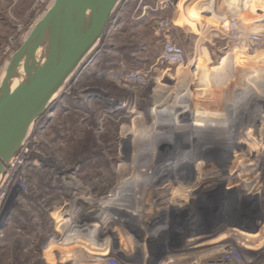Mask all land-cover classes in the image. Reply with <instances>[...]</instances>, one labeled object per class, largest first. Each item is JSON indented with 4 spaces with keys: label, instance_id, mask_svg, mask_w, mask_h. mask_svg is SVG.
Here are the masks:
<instances>
[{
    "label": "rangeland",
    "instance_id": "1",
    "mask_svg": "<svg viewBox=\"0 0 264 264\" xmlns=\"http://www.w3.org/2000/svg\"><path fill=\"white\" fill-rule=\"evenodd\" d=\"M53 2L0 0V84L9 59ZM203 8L209 11L204 13ZM113 13L110 28L99 45L85 58L69 85L57 94L53 103L63 100V107L51 114L53 103L50 104L42 120L32 125L25 160L32 166L23 173L17 172L10 197L2 204L5 211L0 225V264H100L108 257L138 264H143V259L145 264L168 260L170 264H208L215 255L213 249L218 250L224 242L219 236L223 232H229L231 243L226 244L243 249L244 257L256 258L258 254L257 259L264 261L260 249L264 240L257 237L253 241L256 236L234 230L236 224L251 231L256 227V213L264 212V202H256L262 192L264 195L259 189L258 195L249 194L247 201L253 202H249L251 206L245 200L235 210L240 216L253 215L250 220L229 219L226 205L217 203V217L212 220L215 226L208 219L211 200H202L203 197L198 205L199 218L191 215L196 210L192 204L182 209V222L174 213L170 223V209L174 212L177 207L163 209L161 220L165 218L164 225L169 226V222L175 227L174 233L143 235L151 241L150 248L135 240L145 230L144 225L139 231L128 223L136 212L145 217L151 185L146 192L136 181L152 173L150 168L141 169L146 159H136L134 151L140 141L133 143L131 133L135 125H155L153 112L173 105L191 108L189 113L202 116L197 125L204 132L205 142L213 123L223 125L230 115L246 117L250 122L240 133L244 140L240 147L248 152L235 151L231 158H243L263 168L264 0H121ZM191 15H197V19L191 20ZM169 44L187 54L182 66L160 62V55ZM200 51L207 54L206 61L211 59L209 64L195 61ZM87 62L92 64L82 69ZM183 91L188 93V100H179L177 95L180 97ZM196 100L199 103L194 104ZM251 110L257 120L249 116ZM235 131H229V135ZM180 132L175 135L177 141H183L187 148L195 145V138ZM158 144L161 143L155 140L149 142L150 146ZM185 152L184 159L189 163L196 161L191 151ZM165 155L173 156L170 152ZM242 164L246 169L251 165ZM256 170L247 169L250 174H243L240 180L232 177L230 171L229 184L234 185L232 181L237 180V190L242 188L243 194L249 193V187H256V177L260 176ZM182 171L194 172L189 167ZM169 181L165 180L177 188V180ZM185 199L190 203L194 200ZM102 219L107 220L105 229L101 228ZM115 221L125 224H114ZM98 227L99 232L92 236ZM194 231L200 232L199 240L192 236ZM193 241L204 245L193 251ZM212 244L217 246L209 247ZM148 252L151 255L145 259L143 253Z\"/></svg>",
    "mask_w": 264,
    "mask_h": 264
},
{
    "label": "water",
    "instance_id": "2",
    "mask_svg": "<svg viewBox=\"0 0 264 264\" xmlns=\"http://www.w3.org/2000/svg\"><path fill=\"white\" fill-rule=\"evenodd\" d=\"M119 0H55L13 53L0 84V175L30 126L104 35Z\"/></svg>",
    "mask_w": 264,
    "mask_h": 264
},
{
    "label": "flooded vegetation",
    "instance_id": "3",
    "mask_svg": "<svg viewBox=\"0 0 264 264\" xmlns=\"http://www.w3.org/2000/svg\"><path fill=\"white\" fill-rule=\"evenodd\" d=\"M164 50H165V48H164ZM163 54H164V51L162 52V54L160 55V58H159V60H161L160 61L161 63H163V61H162ZM91 64H92V62H90V64L88 63L86 65L87 67L84 66V69H87ZM165 64H168V63H165ZM171 66H178V64L171 65ZM118 73H120V72H118ZM54 101L55 100H53V102ZM53 102H51L50 104H52ZM62 102H63V100H60L58 103L56 101L57 104L53 103L54 105L52 106L51 114H54V112H56L57 110H60V108L63 107L62 104H60ZM44 115L45 114H43L37 120L42 119ZM247 121H248V119H246V117H244V116L230 115L229 118L226 117L224 119L223 125H219L220 123H213L214 126L212 125L213 126L212 130L210 132H208L210 134L209 135L207 134L209 137V140L207 142H205L204 140L202 141V140L196 139L194 146H192L190 148H187V147L185 148V150H187L188 152L189 151L192 152V155H194L196 157L197 162L194 161L193 162L194 164L189 165V166L183 165V166L178 167L179 169H177V171H176L178 178L176 179L177 182L175 183V186H177V188H173L171 186L172 185L171 183L165 182L163 180H160L156 183L154 182V184H152L148 188V190H150V193H148V196H147L148 200L145 201L147 204L145 206V208L147 210L143 214V215H145V217L143 216V218L140 221L141 225H144L145 230L144 231L139 230L141 232V233H139L140 237H137L135 240H137L138 242L139 241L143 242L142 244L145 247L147 246L150 248L151 241L148 240L149 238H147L149 235L155 236L158 234H163V233L165 234L167 232L171 233V234L174 233L172 229H175V227L170 225L169 222H168L169 226H167L165 228L159 227V225H162L163 223L166 222L165 218H164V220H161V218L163 217L162 215L165 214L163 212V209L167 210L168 207L174 209L173 206H175V207L178 206L174 212L172 209H170L171 210V212H170V214H171L170 223L172 221L171 219L175 218V217H173L174 213H176V216H179L180 219L182 217V219L184 220L185 216L183 214L182 209L187 208V206L190 204H192L193 205L192 207L196 209L195 212H192L191 215L193 216L194 219L199 218L200 210H199L198 205L200 202V197H203L202 200H206V199L211 200V202H210L211 207L209 206V208H208L209 212H210V214L208 216V219H210L209 221H212L217 217L215 214L216 213L215 208H216L217 203H218V206L221 205V207H224V205H226L227 211H228V215L226 217L229 216L228 217L229 219H236L237 217H240V215L235 213V210L238 209L237 207H239V206H237V205H239L238 203L247 199L249 197V194L255 195L257 193L256 188H257V186H260V184L264 187V165L262 166L263 168H261L259 166L257 167L256 166L257 163H255V162H251V161L245 162V160H243V158H241L242 160H238V158L232 159L231 154H233V152L241 151V153H242V151H243L244 153H247L248 150L245 148L244 149L240 148V149H236L235 151L229 152V150H227L223 146H225L226 142H228V140H229L227 138L229 131H235V130L243 131V130H245V128L247 127L246 124H248L250 122V121L249 122H247ZM241 123H243V124H241ZM253 130H254V128H252V131ZM176 141H177V139H176ZM177 142L184 144L183 141L182 142L177 141ZM258 149H259V151H261L262 148L259 147ZM225 150H226V152H224ZM166 152H167V154L169 153L167 151V149H166ZM221 153L224 154V156H221ZM255 153L257 154V151H255ZM170 154H171V152H170ZM206 154H208L210 157L207 158L205 156ZM217 155H218V157H217ZM210 160H212V161L210 162ZM240 161L241 162L243 161L242 163H246L244 165H248L250 163L251 165L250 166L248 165L249 168H247V169H249V171H251V172H253V170L255 171L257 169L256 171H257L258 175L260 174L259 177H256L257 178V183H255L256 187H254V186H251V188L249 187L250 192L245 193V194H243L242 188L239 191L237 190V188H236V186H237L236 184H238L237 180H236V182L232 181V183L234 185H230L229 181H228V179H230V178H227V176L231 177V175H229V174H231L232 171H233L232 177H234L235 179H238V180L243 178V174H245V175L250 174L248 171H246L247 170L246 168L242 167L243 164ZM195 162H196V164H195ZM221 162H222V164H221ZM185 166L192 168L194 172L192 174L188 173V172L187 173L183 172L182 168H184ZM254 166H256L255 169L253 168ZM230 167H231V169L233 168L232 171H231ZM186 184H188L189 186L188 185L186 186ZM246 186H248V185H246ZM242 187H244V186H242ZM263 187H262V189H263ZM241 191H242V193H240ZM262 191H264V189ZM188 196L192 197L194 199L193 202L190 203L189 201H187L185 199L186 197L188 199L189 198ZM168 198H172L173 202L170 201L167 203L166 200ZM228 198L229 199L231 198L232 200L231 199L229 200ZM233 199H234V201H233ZM203 211H202V213H205ZM147 212H148V215H147ZM182 219L180 220V222H182ZM115 223L118 225L125 224V222L124 223H122V222L118 223L117 221H115L114 224ZM128 223L130 224V227L135 230V227L133 228V226H135V225L134 224L132 225V222H130V221ZM212 223H213V225L217 226V224H214L216 222L212 221ZM219 224H222V223L220 222ZM126 230H127V232L132 234V232H130V230L128 231L127 228H126ZM193 234L194 235H192V236L195 239L200 238V232L194 231ZM143 235H146L147 237H145V239H144ZM143 240H147L148 242H145ZM139 245H141V244H139ZM199 245L200 244H198V246ZM199 248H200V246L196 247V248H192V250L197 251V249H199ZM147 250L149 251V249H147ZM150 255H151L150 252H148L147 257H145V258L146 259L149 258ZM174 256H177V255H174ZM164 262L162 261V262H160V264H165ZM130 263L131 264H138V262H136V261H131ZM141 263L142 262H139V264H141ZM143 263H146L144 259H143Z\"/></svg>",
    "mask_w": 264,
    "mask_h": 264
},
{
    "label": "bare ground",
    "instance_id": "4",
    "mask_svg": "<svg viewBox=\"0 0 264 264\" xmlns=\"http://www.w3.org/2000/svg\"><path fill=\"white\" fill-rule=\"evenodd\" d=\"M55 1V0H54ZM121 2V0L118 1L114 11L117 9L119 3ZM54 3V2H53ZM260 3V2H259ZM204 5H206L207 3H203ZM211 5V4H210ZM209 5V6H210ZM202 7V6H201ZM204 7V6H203ZM203 12L205 13L206 10L205 8H203ZM259 9V8H258ZM49 10V9H48ZM47 10V11H48ZM202 10V9H201ZM114 14V13H113ZM121 16V15H120ZM202 16V15H201ZM204 17V16H203ZM191 20H195L197 19V15H191L190 16ZM123 20V19H122ZM197 22V21H196ZM231 23V22H230ZM177 25V24H176ZM113 26V25H112ZM110 28V27H109ZM108 26L106 28V33H107V29H109ZM32 30V29H31ZM104 32V34H105ZM29 35V34H28ZM103 37V36H102ZM27 38V37H26ZM223 39V38H222ZM100 42V40L98 41V43ZM96 44L92 50H95V47L99 44ZM98 48V47H97ZM198 49V48H197ZM99 50V49H97ZM101 52V51H100ZM196 53V52H195ZM91 54V53H90ZM87 55L85 58L87 59L89 56ZM96 54V53H95ZM187 55V54H186ZM185 53H182V60L183 62H181V64H179L178 66H182L184 64V60L186 57ZM94 56V55H93ZM196 60L195 61H206L207 59V54L205 53V51H200L198 54L196 53ZM92 57V56H91ZM83 59L82 63L80 64L83 65V63L85 62L86 59ZM11 59V58H10ZM9 59V61H10ZM94 59V58H93ZM211 59H208L206 62L207 64H209L211 61ZM9 61L7 63V66L9 64ZM89 61V60H88ZM94 61V60H93ZM89 62H87L86 64H88ZM225 65V62L222 61V65ZM85 64V63H84ZM90 64V63H89ZM198 64V63H197ZM196 64V65H197ZM223 65V67H224ZM86 66V65H85ZM222 67V66H221ZM222 67V68H223ZM7 69V67H6ZM5 69V71H6ZM84 69V66L83 68ZM93 69V68H92ZM79 69H77L75 72H73V74H71V76L66 80V82L64 83L63 87L59 90V92H61V90H63V88L67 87L69 84L68 82L70 81L71 77L75 75V73L78 71ZM90 70V69H89ZM222 70L220 67L218 68V72ZM215 71V70H214ZM216 72V71H215ZM220 73V72H219ZM5 75V73H3ZM77 75V74H76ZM221 76V74H220ZM2 77H4L2 75ZM1 77V79H2ZM223 78V77H222ZM237 79V78H236ZM256 79V78H255ZM251 80V79H250ZM72 81V79H71ZM2 82V81H1ZM237 82V81H236ZM255 83V82H254ZM258 84V83H257ZM58 92V93H59ZM57 93V94H58ZM55 95L53 97V100L56 99V97H58V95ZM179 94V93H177ZM180 95V94H179ZM179 100L184 101V100H188V93L184 92L182 93V95L179 97ZM53 100L51 102H53ZM178 101V100H177ZM199 102L194 101V104H197ZM203 103V102H202ZM55 104V103H54ZM53 104V105H54ZM57 104V103H56ZM173 105V104H172ZM177 105H173L170 107H166L164 109H162L161 111H157V112H153L152 117L153 120L155 122V125H152L151 127H140L138 128L136 125L134 126L132 133H131V139L133 140V143L135 142V140L140 141L139 146L135 147V156L136 159L137 157L140 159H146L144 160L142 168L141 169H152V173H146L147 175L143 177V179L140 180H135L136 182H140V186L143 187L144 191L147 192V188L148 185H152L154 182H158L160 180H168L172 179L174 181H176L175 179L178 178L177 176V169H179L178 167L183 166V165H192L193 163H189L188 159H184V155L186 154V146L184 144L178 143L175 139V135L177 133L184 134L183 136H186L187 138H195V139H199L202 140L201 138H203V133L201 131V129L198 127L197 124H200L202 122V116L200 115H193L191 112L189 113V110L186 107L179 109L178 107H176ZM191 106V105H190ZM56 107V106H55ZM125 107V106H123ZM174 107V108H173ZM56 109V108H55ZM51 111V110H50ZM254 113L253 110H251L249 113V116L254 117L256 120L257 115H253L251 113ZM52 116V115H51ZM42 120V119H41ZM135 124L137 123V120L134 119ZM35 122V121H34ZM33 122V124H34ZM32 124V125H33ZM243 124V123H241ZM30 126L21 146L19 147L18 151L15 153V155L5 164H2V173L0 175V225L1 223L3 224V217H4V206H2V204L4 203L5 199H8L9 194L12 192V190L9 189V186L13 183V179L15 177V175L17 174V172L23 173L26 167H30L32 166L31 163L25 162V160L27 161V148H28V144H29V138H30V134H31V130H33V126ZM240 125V124H239ZM208 134V132H206ZM240 133L241 131H238L233 134H228L227 138L229 139L228 142H226V145L223 146L224 148H226L227 150L230 151H235L236 149H239V147L241 146V142L244 141L243 139H240ZM251 133V132H250ZM255 133V132H254ZM181 136V135H180ZM159 138H162L164 140H161ZM159 139V140H158ZM240 139V140H239ZM158 141L161 144H158L157 146H150L149 142L151 141ZM189 141V140H188ZM203 141V140H202ZM240 141V142H239ZM147 142V143H146ZM192 142V141H189ZM201 142V141H200ZM146 143V144H145ZM194 143V141H193ZM198 143V142H197ZM200 144V143H199ZM206 144V143H205ZM243 147V146H242ZM162 148V150H161ZM171 152V154L173 156H169L167 157V152ZM241 148V147H240ZM161 150L160 152H157L158 150ZM226 152V150L224 151ZM164 153V155L162 154ZM156 154V155H155ZM15 156H17V159H14ZM134 156V157H135ZM152 156H156L154 158V160L152 159ZM165 159H163L164 157ZM163 159L165 160L164 163H161L160 160ZM257 159V158H256ZM224 160V159H223ZM220 161V160H219ZM163 162V161H162ZM140 164V165H141ZM186 167V166H185ZM154 169V171H153ZM183 169V168H182ZM142 171V170H141ZM145 172V171H144ZM143 174V173H141ZM198 175V174H197ZM193 178V177H192ZM136 179V178H135ZM170 182V181H169ZM135 183V182H134ZM139 186V185H138ZM187 186V185H186ZM138 192V190H137ZM178 193V192H177ZM139 194V193H138ZM184 194V193H183ZM10 197V196H9ZM144 197V196H143ZM207 197V196H206ZM229 199V198H228ZM231 199V198H230ZM229 199V200H230ZM232 200V199H231ZM234 201V199H233ZM143 205V204H142ZM195 205V204H194ZM231 205V204H230ZM178 207V206H177ZM76 212V211H75ZM74 212V215L76 217L78 214H76ZM139 212H136L133 217H132V225L134 224L136 228H140L141 223H139L142 219V216H140V214H138ZM165 213V212H164ZM139 216V217H138ZM163 216V215H162ZM161 216V217H162ZM6 219V218H5ZM138 219H140V221L138 222ZM103 220V219H102ZM109 220V219H108ZM5 224V223H4ZM107 224V220H103V224L101 226L102 229H105V225ZM107 227V226H106ZM159 227L161 228H165L167 227V223L166 225H164V223L162 225H159ZM100 228H95L93 231L92 236L96 235L99 232ZM140 230V229H139ZM242 232V231H241ZM241 232L239 233L241 235ZM229 233V232H228ZM228 233H219V236L223 238L224 242L222 244H220V246L223 248L222 249H226L227 247L224 246L226 244V242H230L231 240L229 239V234ZM194 235V234H193ZM91 236V235H90ZM220 237H218V239H220ZM90 237L86 238V240H89ZM257 237H255L254 240H256ZM199 240V239H197ZM201 240V239H200ZM221 240V239H220ZM231 243V242H230ZM195 244V245H194ZM197 244H200L199 241H196L194 243L191 244V248H196ZM201 245L204 244H200L199 246L201 247ZM215 246V244H212V246L209 247H213ZM217 246V245H216ZM219 246V247H220ZM214 248V247H213ZM210 250V249H209ZM213 252L219 251L220 249H213ZM146 251V250H145ZM148 251V250H147ZM192 254V253H190ZM144 258L147 257V255L145 253H143ZM125 257V256H124ZM109 258V257H108ZM108 258L102 259L100 260V264L105 263L107 264V261L109 260ZM146 259V258H145ZM171 260H168L165 264H170ZM192 263V262H191ZM128 264H131L130 261ZM145 264V263H143Z\"/></svg>",
    "mask_w": 264,
    "mask_h": 264
},
{
    "label": "built area",
    "instance_id": "5",
    "mask_svg": "<svg viewBox=\"0 0 264 264\" xmlns=\"http://www.w3.org/2000/svg\"><path fill=\"white\" fill-rule=\"evenodd\" d=\"M182 53H183V51L180 48H176L175 46H172L171 44H169L165 47L162 61H163V63H168L169 65H175V64L179 65V64H181V62H183V60L181 58ZM14 159H17V156H15ZM19 185L20 184L18 183L17 186H19ZM11 186H13V184H11L9 186L10 190H11ZM258 189L260 192L262 191V188L260 189V187L257 186L256 195H258ZM262 195H263V193H262ZM262 195L260 194L259 197H262ZM139 242L142 243L141 241H139ZM224 246H226L227 248L222 249L223 246L222 247L220 246V248H219L220 250L216 251L214 253L215 255L211 254V255H213L212 256L213 260H210V262L208 264H264V261H261L259 258L257 259L258 254H257L256 258L252 257L249 259L247 257H244V254L242 253L243 249L241 251L240 250L241 248H239L238 246L232 247L231 245H228V244H225ZM215 247L216 246H214V248ZM260 249L262 250L261 253L263 254L262 258H264V246H262ZM213 257L217 258V259H214ZM102 264H105V263H102ZM107 264H128V263H126L124 261H117L116 262V261H113L112 259H109L107 261Z\"/></svg>",
    "mask_w": 264,
    "mask_h": 264
},
{
    "label": "crops",
    "instance_id": "6",
    "mask_svg": "<svg viewBox=\"0 0 264 264\" xmlns=\"http://www.w3.org/2000/svg\"><path fill=\"white\" fill-rule=\"evenodd\" d=\"M211 9V8H210ZM204 10V9H203ZM206 10V9H205ZM209 10L207 9L206 10V12L205 13H207ZM234 133L235 132H233V135H234ZM234 153V152H233ZM247 199H249V197L247 198ZM247 199H245L244 201H245V203L247 204V205H249L250 203H253V202H250L249 200L247 201ZM244 201H242L243 203H244ZM250 202V203H249ZM256 202H257V204H259V205H261L262 204V202H264V195H262V197L261 198H257V200H256ZM256 202H255V204H256ZM249 206H251V205H249ZM256 206V205H255ZM261 207V206H260ZM259 208V207H258ZM258 211H259V209H258ZM249 215V214H248ZM264 212H258V213H256V216H255V218H256V227H254V228H252V231H251V229L250 228H248L247 226L246 227H244L242 224H236L235 225V227H237L236 229H234V230H236V231H242V232H244V233H246L245 235H252V236H256V237H258V240L259 241H262V240H264ZM247 216H245V215H242V216H240V220H245V219H248V220H250L251 218H253L254 216L253 215H250V216H248L247 218H246ZM261 220V221H260ZM255 222V221H254ZM241 226H243V227H241ZM241 239V238H240ZM243 239V238H242ZM243 240H246L245 238L243 239ZM237 244V243H236ZM249 244V243H248ZM238 245V244H237ZM240 245V244H239ZM241 246V245H240Z\"/></svg>",
    "mask_w": 264,
    "mask_h": 264
}]
</instances>
